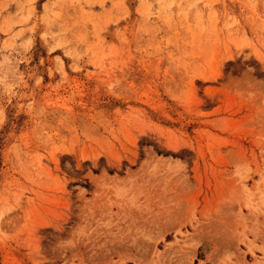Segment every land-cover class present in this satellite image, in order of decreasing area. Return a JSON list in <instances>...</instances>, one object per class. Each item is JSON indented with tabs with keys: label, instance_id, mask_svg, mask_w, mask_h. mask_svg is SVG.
<instances>
[{
	"label": "rangeland",
	"instance_id": "rangeland-1",
	"mask_svg": "<svg viewBox=\"0 0 264 264\" xmlns=\"http://www.w3.org/2000/svg\"><path fill=\"white\" fill-rule=\"evenodd\" d=\"M0 264H264V0H0Z\"/></svg>",
	"mask_w": 264,
	"mask_h": 264
},
{
	"label": "crops",
	"instance_id": "crops-1",
	"mask_svg": "<svg viewBox=\"0 0 264 264\" xmlns=\"http://www.w3.org/2000/svg\"><path fill=\"white\" fill-rule=\"evenodd\" d=\"M248 238L251 239L252 238V235L251 234H248ZM199 250H200V244H199V246H197L195 252L197 253Z\"/></svg>",
	"mask_w": 264,
	"mask_h": 264
}]
</instances>
